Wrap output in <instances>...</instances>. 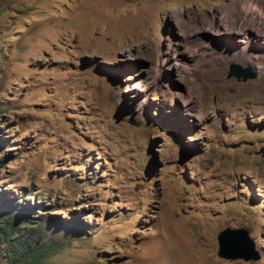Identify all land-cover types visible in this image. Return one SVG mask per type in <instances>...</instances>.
Returning <instances> with one entry per match:
<instances>
[{
    "label": "rangeland",
    "instance_id": "1",
    "mask_svg": "<svg viewBox=\"0 0 264 264\" xmlns=\"http://www.w3.org/2000/svg\"><path fill=\"white\" fill-rule=\"evenodd\" d=\"M250 5L264 11L0 0V264H264V16ZM235 18L253 30L247 55L226 34ZM226 229L248 231L260 260L221 258Z\"/></svg>",
    "mask_w": 264,
    "mask_h": 264
},
{
    "label": "water",
    "instance_id": "2",
    "mask_svg": "<svg viewBox=\"0 0 264 264\" xmlns=\"http://www.w3.org/2000/svg\"><path fill=\"white\" fill-rule=\"evenodd\" d=\"M230 77L243 78L244 81L256 78L249 69L243 70L240 66L232 65ZM219 256L226 260H260L255 243L246 230L226 229L218 235Z\"/></svg>",
    "mask_w": 264,
    "mask_h": 264
},
{
    "label": "bare ground",
    "instance_id": "3",
    "mask_svg": "<svg viewBox=\"0 0 264 264\" xmlns=\"http://www.w3.org/2000/svg\"><path fill=\"white\" fill-rule=\"evenodd\" d=\"M247 10L250 12H259L260 14H262L264 16V11L261 12V10H259L256 6L254 5H250L248 6ZM246 10V11H247ZM245 11V10H244ZM255 17V16H254ZM242 18V17H241ZM252 20V19H251ZM234 23L231 24L232 27L231 29L227 30L226 31V34L229 35V37H232V39H235L233 38L235 35H240L241 39L240 40H237L239 43L243 44V48H241V52L244 54V55H247L246 53L250 50V47L252 46V43H253V38L250 34L252 30V28L250 29L248 27L247 24H240L236 18L233 20ZM230 25V27H231ZM229 26V25H228ZM229 27V28H230ZM263 32V31H262ZM258 38H261V40L264 42V32L263 33H259L257 34ZM236 41V42H237ZM234 46V45H233ZM263 51V50H262ZM251 56V55H250ZM248 57V56H247ZM252 57V56H251ZM260 61L263 62L264 61V56L260 57ZM259 61V62H260ZM261 64V63H260ZM260 80V79H259ZM264 84V83H263ZM261 85V84H260ZM235 88V87H234ZM258 88V87H257ZM258 90V89H257ZM264 90V89H263Z\"/></svg>",
    "mask_w": 264,
    "mask_h": 264
}]
</instances>
